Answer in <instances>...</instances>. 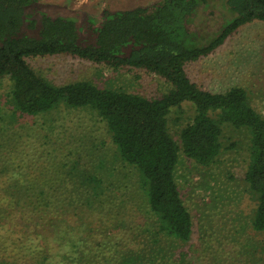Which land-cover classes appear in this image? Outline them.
<instances>
[{
    "label": "trees",
    "instance_id": "1",
    "mask_svg": "<svg viewBox=\"0 0 264 264\" xmlns=\"http://www.w3.org/2000/svg\"><path fill=\"white\" fill-rule=\"evenodd\" d=\"M221 1L217 6L214 0H147L128 8L103 7L98 23L86 22L94 40L83 42L76 19L48 14L41 0H0V79L11 82L0 108V264H199L200 245L191 246L193 216L176 180L180 154L207 167L240 144L242 180L253 202L240 227L264 232V116L244 87L205 90L185 70L241 26L264 23V0ZM205 14L216 17L213 25L195 22ZM57 54L114 69L142 68L171 88L147 98L86 80L55 85L26 60ZM60 106L94 112L114 148L109 156L94 145L83 146V155L59 161L55 176L46 180V154L36 160L34 152L32 157L22 148L19 130L28 137L35 131L20 119ZM171 123L178 126V139ZM227 130L244 139L226 142ZM117 161L130 169L116 170ZM258 245L241 243L237 254L252 258Z\"/></svg>",
    "mask_w": 264,
    "mask_h": 264
},
{
    "label": "rangeland",
    "instance_id": "2",
    "mask_svg": "<svg viewBox=\"0 0 264 264\" xmlns=\"http://www.w3.org/2000/svg\"><path fill=\"white\" fill-rule=\"evenodd\" d=\"M46 4L50 15L74 17L81 30V40H94V32L86 28L98 23L100 11L134 7L147 0H41ZM221 0L214 4L221 5ZM216 17L210 14L200 15L195 20L200 25L214 24ZM92 30V29H91ZM36 73L55 85L77 80L90 81L101 88L121 89L147 98L159 97L166 93L171 85L157 74L145 69L122 67L114 69L105 63H96L70 54L32 56L26 58ZM185 70L189 78L200 88L222 92L232 86L244 87L255 109L264 116V23L253 21L238 28L225 42L208 55L188 62ZM11 89L8 79H0V108H4L6 94ZM191 113V109H188ZM20 119L34 129L29 136L19 130L23 149L36 155V160L46 154L49 170L44 171L46 180L52 179L58 170L59 161L70 162L73 153L83 155V146H95L98 152L112 154L113 144L103 120L87 108L58 107L52 112L36 117ZM184 119L181 123L184 124ZM171 132L175 139L177 127L171 123ZM33 131V132H34ZM235 130L226 131V142L243 140ZM242 144L234 150H225L216 163L200 166L182 153L176 168V180L182 198L189 208L194 222L191 240L193 249L200 245V256L195 255L199 264H236L252 263L249 259L264 264V232L256 233L250 228L242 230L250 206L253 202L247 194L243 182L245 157ZM110 160V159H109ZM60 164H63V163ZM93 162H87V165ZM116 170L126 172L130 169L117 161ZM55 167V168H53ZM91 167V166H90ZM132 172V179H137ZM131 205L128 204V208ZM203 240L205 246L201 245ZM257 242L261 244L254 250L253 257L237 254L240 244ZM201 243V244H200ZM207 246V249H204ZM203 248V249H202ZM196 250V249H195ZM204 252V253H203ZM206 252V253H205ZM229 260H232L229 262Z\"/></svg>",
    "mask_w": 264,
    "mask_h": 264
}]
</instances>
